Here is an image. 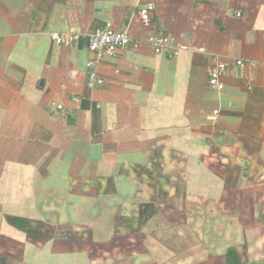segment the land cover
Instances as JSON below:
<instances>
[{
  "label": "crops",
  "instance_id": "0c3cea01",
  "mask_svg": "<svg viewBox=\"0 0 264 264\" xmlns=\"http://www.w3.org/2000/svg\"><path fill=\"white\" fill-rule=\"evenodd\" d=\"M106 25L132 40L90 87L88 34ZM216 58L233 68L221 92ZM230 250L264 264V0H0V264Z\"/></svg>",
  "mask_w": 264,
  "mask_h": 264
},
{
  "label": "built area",
  "instance_id": "2783aa9c",
  "mask_svg": "<svg viewBox=\"0 0 264 264\" xmlns=\"http://www.w3.org/2000/svg\"><path fill=\"white\" fill-rule=\"evenodd\" d=\"M151 6L142 7L139 11V15L144 24L149 25L151 23ZM81 34H69V35H54V40L57 43H75ZM90 42V50L93 53V57L88 62V85L94 87L104 83V78L99 74L98 67L102 60L108 56H114L119 48L126 47L130 44L132 37L128 30H117L116 28L106 25L97 29L94 32L88 34ZM150 42L156 47V50L162 51L163 49L170 47L176 48L175 41L166 36H152ZM248 65H254L252 62H246L243 59L236 61V66L245 67ZM233 71L232 65L223 59L216 58L212 69L209 74V87L215 91H223L225 88L224 77ZM60 109L63 105H58Z\"/></svg>",
  "mask_w": 264,
  "mask_h": 264
},
{
  "label": "trees",
  "instance_id": "16d2710c",
  "mask_svg": "<svg viewBox=\"0 0 264 264\" xmlns=\"http://www.w3.org/2000/svg\"><path fill=\"white\" fill-rule=\"evenodd\" d=\"M233 260H234V261H233ZM227 262H228L229 264H234L235 262L237 263V261L235 260L234 252L231 251V250L228 252Z\"/></svg>",
  "mask_w": 264,
  "mask_h": 264
}]
</instances>
